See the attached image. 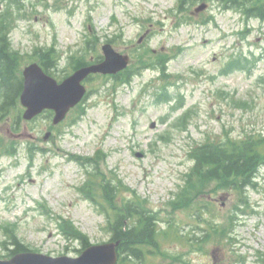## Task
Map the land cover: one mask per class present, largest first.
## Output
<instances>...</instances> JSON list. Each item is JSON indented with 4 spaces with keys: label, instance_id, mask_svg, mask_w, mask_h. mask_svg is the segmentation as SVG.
<instances>
[{
    "label": "rangeland",
    "instance_id": "obj_1",
    "mask_svg": "<svg viewBox=\"0 0 264 264\" xmlns=\"http://www.w3.org/2000/svg\"><path fill=\"white\" fill-rule=\"evenodd\" d=\"M242 1L12 3L9 37L21 68L37 61L36 48L52 47L59 62L48 72L60 80L73 71L72 58L94 60L109 42L130 55L132 76L85 80L84 100L56 125L50 112L25 120L18 103L0 114V221L31 250L78 256L80 244L60 233L59 218L90 243L107 242L115 204L101 186L109 182L119 207L142 200L156 220V252L130 264H262L264 162L250 187L196 181L197 198L170 203L192 170L193 145L261 139L264 155V0L261 16L246 15ZM235 58L240 65L225 72ZM8 253L0 246V258Z\"/></svg>",
    "mask_w": 264,
    "mask_h": 264
},
{
    "label": "trees",
    "instance_id": "obj_2",
    "mask_svg": "<svg viewBox=\"0 0 264 264\" xmlns=\"http://www.w3.org/2000/svg\"><path fill=\"white\" fill-rule=\"evenodd\" d=\"M225 1L232 3V5H240V0ZM251 1H242V4L247 5L243 6L246 15L261 16L263 13L261 8L263 6L258 4L259 0ZM14 2L17 3V0H10L9 6L7 2L6 11L0 12V114L6 113L7 109H11L17 104L19 93L23 86L21 64L18 60L19 54L11 48L9 37L12 29V14L9 12L8 7ZM36 49L31 57L32 59H37L44 70L48 72V69L55 68L58 65L59 60H57L56 51L52 47L44 50ZM85 63L86 61L80 58H72L71 61L73 68L80 67ZM239 65V59L235 58L228 63L225 71ZM131 73L127 71L115 79H120L122 82L129 81L132 76ZM169 97L168 93L165 92L163 100H169ZM186 117L183 116L178 121L184 125ZM260 141L261 139L256 141L251 138L237 140L227 138L220 142L204 141L202 144L193 145L187 153L188 157L193 161L192 170L186 174V182L177 192V200L170 203L175 206H186L188 205L187 202L191 203L193 199L197 198L198 194L194 196L190 191L196 181L202 186L205 181H217L220 187L229 186L237 190L252 186L253 178L264 162V155L261 149H258ZM91 160L96 161L95 157ZM88 188L90 189V187ZM116 188V186L112 187L109 182L101 186L102 196L108 198L109 201L112 200L115 204L113 215H107L106 217V228L111 234L109 240H118L120 242L118 246L120 257L117 264H130V258H135V263L137 261L142 262L146 258L147 253L154 252L153 249L158 247L156 240L158 229L155 217L141 204L142 200L135 202L130 200L119 207L113 196V191ZM60 221V233L65 238L80 244L78 251L90 245L88 236L75 228L71 221L63 219ZM0 229L2 234L6 236L5 240L0 241V246L9 251L7 255L29 250L27 244L19 240L15 234V226L8 224V226H1ZM260 260L264 264V253Z\"/></svg>",
    "mask_w": 264,
    "mask_h": 264
},
{
    "label": "water",
    "instance_id": "obj_3",
    "mask_svg": "<svg viewBox=\"0 0 264 264\" xmlns=\"http://www.w3.org/2000/svg\"><path fill=\"white\" fill-rule=\"evenodd\" d=\"M102 49L104 61L82 66L60 83L42 71L37 62L25 66L23 87L20 92L21 104L26 107L23 118L31 119L43 109L51 108L55 111L53 123H58L84 95L85 86L81 82L85 76L96 71L104 74L116 73L125 68L129 55L116 53L110 44H105ZM118 244V241L91 244L77 257L68 255L51 257L34 251H20L9 259H0V264H114L118 256L116 254Z\"/></svg>",
    "mask_w": 264,
    "mask_h": 264
}]
</instances>
